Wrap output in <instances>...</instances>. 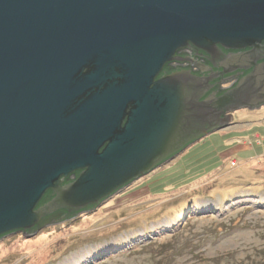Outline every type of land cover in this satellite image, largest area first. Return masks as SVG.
Segmentation results:
<instances>
[{"label":"water","instance_id":"1","mask_svg":"<svg viewBox=\"0 0 264 264\" xmlns=\"http://www.w3.org/2000/svg\"><path fill=\"white\" fill-rule=\"evenodd\" d=\"M263 42L264 0H0V238L96 209L264 104L263 66L219 94L192 58L264 63ZM184 61L199 71L165 68Z\"/></svg>","mask_w":264,"mask_h":264},{"label":"rangeland","instance_id":"2","mask_svg":"<svg viewBox=\"0 0 264 264\" xmlns=\"http://www.w3.org/2000/svg\"><path fill=\"white\" fill-rule=\"evenodd\" d=\"M94 210L0 238V264H264V105Z\"/></svg>","mask_w":264,"mask_h":264},{"label":"flooded vegetation","instance_id":"3","mask_svg":"<svg viewBox=\"0 0 264 264\" xmlns=\"http://www.w3.org/2000/svg\"><path fill=\"white\" fill-rule=\"evenodd\" d=\"M262 45L264 47V42L262 43ZM223 52L225 55H227L220 62L223 65V68H212V69H209L210 63L208 62V60H206L205 58H198L195 56L193 57L192 56L193 52L188 48L187 49H181L178 52V55H180L181 57L192 56V58L194 59L195 62L203 65V69H204L203 74L215 75L216 77L214 79H212L211 83H210L213 85L211 90L212 91H218L219 94L228 91L229 89L234 87L241 78H243L246 75H249V73L252 70L251 68H249L251 64H255V65L259 64V65L264 67L263 60L258 59V54L251 55V57H250L251 60H249V61L245 59L244 61H242L240 63H234L233 62L234 57H236L238 55H246V54L250 53L249 48H244L242 50H223ZM166 66H169L172 69L183 67V68H191L194 72L199 71L198 65H191V63L187 62V61L171 62V63L167 64ZM259 75H261V77L264 79V72H261ZM262 105H264V104H262ZM72 178H73V175H70L68 177V180H71ZM56 214L53 215L52 220H56L60 217V215L58 216Z\"/></svg>","mask_w":264,"mask_h":264},{"label":"trees","instance_id":"4","mask_svg":"<svg viewBox=\"0 0 264 264\" xmlns=\"http://www.w3.org/2000/svg\"><path fill=\"white\" fill-rule=\"evenodd\" d=\"M165 68H167L168 70H171V69H172V68H170L169 66H166ZM45 198H47V197H45ZM55 214H56V213H55ZM64 214H65L64 211H60V212H58L56 215H58V216L60 215V217H61V216H63ZM65 215H66V214H65ZM65 215H64V216H65ZM76 215H77V214L72 215V216H70V218H71V217H74V216H76ZM60 217H59V218H60ZM68 217H69V216H68ZM52 218H53V215L51 214V215L48 216V218H47L45 221H49V222H50V220H51ZM59 218L56 219V220H59ZM70 218H69V219H70ZM67 219H68L67 217L64 218V220H67ZM41 227H42V226H41Z\"/></svg>","mask_w":264,"mask_h":264},{"label":"bare ground","instance_id":"5","mask_svg":"<svg viewBox=\"0 0 264 264\" xmlns=\"http://www.w3.org/2000/svg\"><path fill=\"white\" fill-rule=\"evenodd\" d=\"M237 109H238V108H237ZM252 109H253V108H252ZM84 212H85V211H84ZM71 218H72V217H71ZM68 219H69V218H68ZM68 219H67V220H68ZM60 221H65V220L59 219V220H57L56 222H60ZM48 223H51V222L44 223L43 226L46 225V224H48Z\"/></svg>","mask_w":264,"mask_h":264}]
</instances>
